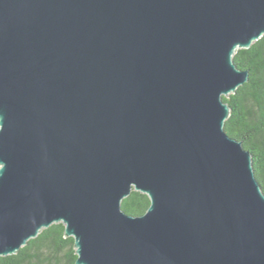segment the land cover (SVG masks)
<instances>
[{"label": "water", "instance_id": "water-1", "mask_svg": "<svg viewBox=\"0 0 264 264\" xmlns=\"http://www.w3.org/2000/svg\"><path fill=\"white\" fill-rule=\"evenodd\" d=\"M262 36L264 0H0V257L62 224L75 264H264L223 101Z\"/></svg>", "mask_w": 264, "mask_h": 264}, {"label": "trees", "instance_id": "trees-1", "mask_svg": "<svg viewBox=\"0 0 264 264\" xmlns=\"http://www.w3.org/2000/svg\"><path fill=\"white\" fill-rule=\"evenodd\" d=\"M233 63L237 69L248 71L249 80L234 94L223 97L230 108L225 121L226 134L241 141L252 155V166L257 182L264 193V36L250 48L237 50ZM148 197L132 191L121 203L128 215L141 216L148 209ZM73 238H67L62 224H54L42 230L17 254L0 257V264H75Z\"/></svg>", "mask_w": 264, "mask_h": 264}]
</instances>
